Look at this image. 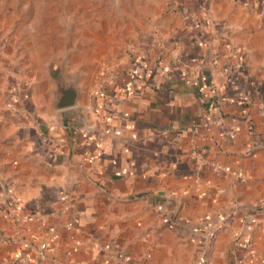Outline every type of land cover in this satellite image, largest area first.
<instances>
[{
	"label": "crops",
	"instance_id": "crops-1",
	"mask_svg": "<svg viewBox=\"0 0 264 264\" xmlns=\"http://www.w3.org/2000/svg\"><path fill=\"white\" fill-rule=\"evenodd\" d=\"M178 1L194 22L159 12L93 97L78 77L74 107L57 86L44 108L0 107V264H139L167 229L188 264L215 231L212 261L253 237L264 264V0Z\"/></svg>",
	"mask_w": 264,
	"mask_h": 264
},
{
	"label": "rangeland",
	"instance_id": "rangeland-1",
	"mask_svg": "<svg viewBox=\"0 0 264 264\" xmlns=\"http://www.w3.org/2000/svg\"><path fill=\"white\" fill-rule=\"evenodd\" d=\"M171 1L0 0V107L14 113L35 106L44 108L57 82L65 79L76 84L79 77L89 88V97L113 85L115 76L125 73L127 63L135 61L140 48L149 44L153 19L159 12H170ZM254 213L241 216V225L246 215ZM167 230L166 236L160 234L163 242L152 245L149 256L139 264L189 263L193 244ZM218 232L204 238L207 254L201 264L254 263L253 237L241 251L245 252L241 258L227 256V247L224 262L212 261L209 254ZM231 234L229 243L237 237L235 227Z\"/></svg>",
	"mask_w": 264,
	"mask_h": 264
},
{
	"label": "water",
	"instance_id": "water-1",
	"mask_svg": "<svg viewBox=\"0 0 264 264\" xmlns=\"http://www.w3.org/2000/svg\"><path fill=\"white\" fill-rule=\"evenodd\" d=\"M59 97L56 103L57 109L71 108L76 105L77 87L72 80L57 82Z\"/></svg>",
	"mask_w": 264,
	"mask_h": 264
},
{
	"label": "built area",
	"instance_id": "built-area-1",
	"mask_svg": "<svg viewBox=\"0 0 264 264\" xmlns=\"http://www.w3.org/2000/svg\"><path fill=\"white\" fill-rule=\"evenodd\" d=\"M169 11L178 13L183 21L194 22V19L190 16L188 9L182 1H171ZM40 248L44 251L46 249L45 244H42Z\"/></svg>",
	"mask_w": 264,
	"mask_h": 264
}]
</instances>
